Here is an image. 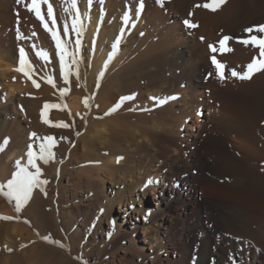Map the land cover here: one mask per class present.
<instances>
[{"label": "bare ground", "instance_id": "1", "mask_svg": "<svg viewBox=\"0 0 264 264\" xmlns=\"http://www.w3.org/2000/svg\"><path fill=\"white\" fill-rule=\"evenodd\" d=\"M208 2L75 0L72 7V0H48L53 15L42 4L45 22L74 53L63 68L31 0H0L3 177L34 172L29 146L38 153L53 137L54 159L36 163L60 187L68 236H90L91 244L100 238L102 264H264V71L250 79L232 74L264 60L244 43L264 38L256 30L264 0L197 7ZM20 48L25 67L34 68L30 79L15 70ZM6 185L0 190L8 194ZM31 194L23 204L35 229L1 227L0 251L19 250L0 254V264H81L76 246L48 233L42 196Z\"/></svg>", "mask_w": 264, "mask_h": 264}, {"label": "snow or ice", "instance_id": "2", "mask_svg": "<svg viewBox=\"0 0 264 264\" xmlns=\"http://www.w3.org/2000/svg\"><path fill=\"white\" fill-rule=\"evenodd\" d=\"M19 2V0H18ZM159 2L161 4H163V0H159ZM224 2V0H219V3L216 2V0H210V2L205 3L203 5H197V7H205V8H210L211 10L215 11L218 7L219 4H222ZM42 4H47V14L49 16L53 15V9H52V5L50 3H48V0H31V6L29 8V11H33L36 15V17L44 24V28L48 31L51 32L52 35V39L55 41V46L57 49H59L60 51V61H61V65L63 68H67V65L64 64V59H65V55H71L74 56V53H68L67 49L65 47V45L62 43L61 40V36L58 34V32L56 31H52L49 28V25L47 22H45V17L44 15H42L41 12V5ZM72 7H76V3L75 0H72ZM143 7V4L141 3V8ZM52 23L55 24L56 20L53 17ZM76 23H78V21L74 20L73 21V27H75ZM184 23L191 28L196 27L197 25L190 23L188 20H185ZM258 32L260 33H264V25H259L257 26L256 29ZM246 31H248L249 33H251L253 31L252 28H248L246 29ZM33 35H35V33H33ZM203 39V38H201ZM230 38L225 36L223 38V40H221L219 43L221 45V48L224 47V44L227 40H229ZM77 44H79V40L76 41ZM118 43V42H117ZM245 44L251 43L253 46L258 47L260 49V55L264 56V38H257V36L253 35L251 36L250 40H245L244 41ZM210 48H212L211 45H209ZM213 51H215L214 48H212ZM20 52V58L18 61V67L17 69H15L16 71L22 72L26 77H28L29 79L31 78V73L34 71V68L32 67V65L30 64V62L27 63V68L25 67L26 65V59H25V52L23 48L19 49ZM39 56L47 59L48 58V53L44 52V51H40L38 53ZM212 62L213 64L216 65L217 70L220 71V75L221 77H223V65L220 64L215 56L212 57ZM259 71H264V60H256L254 59L252 63L247 65V72L240 74L237 73L235 71H233V75L234 76H239L241 79H250L251 75L255 72H259ZM77 75H79V73H77ZM64 79L65 81H67L68 79V72L64 71L63 73ZM48 79V83L53 84L54 85V80L52 78H47ZM33 83L36 84V82L33 80ZM36 87H39V84H36ZM63 92L68 91L67 89H63ZM131 97H124L122 99H130ZM84 104L87 106L89 103L88 98L84 99ZM50 107H57L56 105H48L45 104L44 105V109H48ZM115 110V109H113ZM43 115L46 117L47 113L46 111L43 113ZM45 123H51V121L45 119L44 120ZM56 126H63V127H68V124L60 122L59 124H57ZM33 137H36V133H32L31 134ZM47 140V144L45 143H41L40 147H39V152H34L31 150V146H29L30 150L28 151L27 155L29 157L28 159V163L32 165V167L35 169L34 172L29 171L26 168H20V170L18 172L15 173V178L11 179L7 182V188L9 190L8 195L12 198H14L17 202V211H19L20 205L23 204L25 201H27L30 198V194L32 192V189L35 185L39 184V183H48V181H41L40 180V176L42 175V170L41 168L37 165V160H42L44 164L49 163L50 159H54V154L51 152V146L55 143L54 138L49 136L46 138ZM2 187V186H0ZM3 219H12L11 217H0ZM63 246V245H61Z\"/></svg>", "mask_w": 264, "mask_h": 264}, {"label": "rangeland", "instance_id": "3", "mask_svg": "<svg viewBox=\"0 0 264 264\" xmlns=\"http://www.w3.org/2000/svg\"><path fill=\"white\" fill-rule=\"evenodd\" d=\"M68 96L69 95H67V97ZM68 103H69V101H67V104H66L67 110L69 109ZM253 108H254V110H256L255 106ZM261 110H262L261 112L264 114V107H262ZM263 123H264V120H263ZM3 153H4V151H2V154ZM2 154H0V155H2ZM7 173H5L6 174V176H5L6 178L3 177L4 175L2 174V169L0 168V186H1L2 182L7 184V182L9 180L14 179V177H15L14 175L15 174L12 173V171L11 172L9 171ZM9 173H10V175H9ZM47 174H48V176H47ZM49 174L50 173L48 171L46 172V170L42 171V175L43 176L42 175L40 176V180L41 181H45L46 180V181H48V183H46V184L39 183V185H40L39 187L41 189H38L37 186L33 187V189H32V191L33 190L34 191H38L39 194L42 196V201L43 202L41 203V207H42L41 210L43 211V215L48 214V215L43 216V220H46L45 218H47V219L49 218L52 221V222H50L49 219L47 221H45V222H47L46 225L48 226V230H47L48 233L51 234L54 239H56L57 243L58 242H62V241H68V242L70 241L71 245L76 246V251H77L76 252L77 253L76 256H77V258L76 257L75 258L81 264H102L100 262V260L97 258V252L99 250V246H100V243H101L100 238H97L91 244L90 243L91 242L90 236L83 235L82 237H80V239H72L71 237L68 236V229H67V227L64 224H62V219H61V213L62 212H60L61 211V206H60V200H59L60 199V194H61V193H59L60 192L59 191L60 187L58 188V185L56 183L53 184V182L51 180V176ZM50 182H51V184H50ZM30 195L32 196V194H30ZM35 195H37V194H35ZM2 201H3V203H1ZM4 203H5V207L2 205ZM42 204L45 205V206H43ZM0 207H1L0 208V217H8V215L7 216H5V215L9 213V214H11V215H9V217L11 216V218H12V219L0 218V229H1V227H4V226L8 225L9 223L12 224V223H15V222L23 223L26 226H31V227L33 226V222H32L33 220L29 217L31 211L28 212V206L26 204H21L20 208H19V211H17V203H15L14 198L10 197L8 194H5L1 190H0ZM43 207H44V209H43ZM6 210L7 211L9 210V211L7 212ZM1 213L4 216H2ZM14 216H15V218H14ZM33 228H34V226H33ZM35 232L38 233L37 230H35ZM263 237H264V234H263ZM46 241H47V243H46ZM43 242L45 244H48V245H54L53 242H51L50 240H48L46 238H43ZM17 246H19V245H17ZM17 246H16L17 249L12 246L10 248H7L5 250V252L0 251L1 256H6V255L14 256L15 254H17V252L19 250V247H17ZM94 248H97L96 249L97 251L95 253H91V250L94 249ZM62 249L65 250V251H69V249L66 246H64V245H63ZM0 250H2V247H0ZM8 251H9L10 254L8 253ZM2 252H3V254H2ZM20 253H23V251H21Z\"/></svg>", "mask_w": 264, "mask_h": 264}]
</instances>
